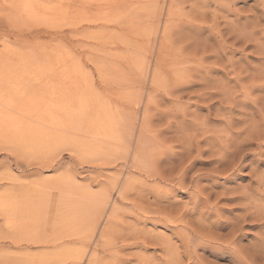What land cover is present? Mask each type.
<instances>
[{
    "label": "rangeland",
    "instance_id": "obj_1",
    "mask_svg": "<svg viewBox=\"0 0 264 264\" xmlns=\"http://www.w3.org/2000/svg\"><path fill=\"white\" fill-rule=\"evenodd\" d=\"M173 1L175 4H173ZM173 1L158 0L159 3L154 4L153 0H125L120 11L117 10L116 4L111 6L110 9L106 5V8H99L93 5L83 15L71 17L66 12L67 0H0V100L3 98L7 99L6 103H0V264H78L85 249L88 255L93 254L94 251H98L100 264H138L140 258L148 259V261L152 260L151 262L153 263L156 260L155 263L159 264L164 257L166 259L170 257L159 250L161 247L164 248L162 245L167 244L169 248L172 247V249L170 248L172 252L175 249L179 250L178 247L180 251L185 249V242L181 243V241L183 242L182 239L187 241L188 238H182V234L185 235L187 232L183 233L181 228L184 227L185 223L193 222V219L197 220L194 221L196 224L199 221L197 219L199 216L195 215L197 212L195 210H198L197 215H199L198 213L203 209L200 206H198L200 210L198 208L193 209L192 199L194 194L192 190L188 193L186 192V194L180 191L177 194L172 193V191L171 194L168 192L174 206L177 204L176 206L179 207L175 208L176 206H173L171 208L174 209L169 208V211L174 210V212H178L179 209L184 208L181 205L185 204L187 206L186 204L191 202L192 206L188 204L189 207L187 206L188 208L186 209H188L190 214L197 217L189 215L180 225L179 222L172 223L169 221L167 223L160 221L156 216L147 212L150 209V203L139 196L140 190L137 189L138 186L140 189L143 187V185L140 186L141 182L136 186L134 185V188L138 192L132 189L130 195L125 194L126 196H120L118 190L112 191L111 206H108L103 214L104 216L98 217V213L95 217L90 215V204L87 199L82 198L84 196L83 193L92 195L99 193L104 188L110 189L114 179L118 176L122 180L126 177V172L121 170L123 163L117 162L119 165L117 163L115 165L112 162L108 163L109 159L99 160L100 156L94 151L93 142L90 139L84 142L85 119L93 115L99 104H101V101L110 102L109 105L115 107L136 108L139 110L140 120L142 111L146 105L152 108L156 105H161L160 107L165 111L166 109L168 111L172 108H183V110L186 109V113L190 114L188 117L192 116L190 112L195 113L199 107L203 111H197L195 114L199 112L203 116V118L199 117L200 122H205L204 117H207L206 120H210L208 127L211 125L208 130L211 131L213 126L214 131H216L215 128L219 130L217 128L219 127L218 124L227 117L226 111L234 108L232 104L229 103L230 106L226 101L224 102L226 104L221 103V100L216 97H223L222 94L227 89L228 91L226 92H232L233 97H237L240 101L245 100L242 96L243 92L241 88L235 87L237 83H235L236 81L233 76H226L225 73H221L217 75L218 77L215 75L216 79L219 80H216L214 84L218 87L214 86V88H219L222 93L212 90V93L217 92L214 93L215 96L216 94L221 95L213 96V99L207 97L209 99L207 102L198 100L197 94L193 93L188 97H182L177 103H172L169 100L165 102L161 101L162 103L159 101L161 96L165 97V93L162 87L155 86L152 82L155 52L152 55L151 53L147 54L149 61L151 60L152 62L147 76L143 73L141 74V71L137 68L139 59H142L144 56L143 40L148 31V26L152 25L156 31L157 28L160 29L157 31L159 39L161 37L159 32L163 28L162 26H164L167 11L171 6L175 7H173L174 13L176 12L173 19L176 18L175 22L177 23L187 21L191 17L194 18L193 16H196L195 12L197 11V13L204 14L205 21L209 20L208 24H206L207 26L215 28L220 24V29L233 24L234 20L235 23L240 19V22H244L243 16H252L257 12V15H259L262 9L258 0H197L198 2L195 0H190L191 2L189 0H179L177 4L176 1L178 0ZM182 1H187L184 2L187 5L182 3ZM197 7H199L200 11V8L202 10L205 8L202 11L203 13L199 12ZM195 9L196 11H194ZM213 12L216 13L217 17L215 13L213 15ZM208 13L209 15L211 14V17ZM217 18L220 19L219 22L226 23V25L218 24ZM261 20L263 22V19ZM209 22L212 24L210 25ZM261 22V27L257 30L264 35V23ZM157 23H159V26L156 27ZM146 28L147 30H145ZM211 42V44H214L213 41ZM252 50L253 48L245 52L249 57L247 62L249 61L248 63L251 62L250 64H252L254 61L255 64L252 65L259 66L261 63L253 58L259 56H256V53L252 54ZM228 52L225 51L226 54ZM245 54L238 52L233 59H237V61L240 59L243 64L247 63L244 61ZM250 54L253 56L250 57ZM55 72L59 73V79H54L53 75ZM65 76H70L75 82L74 85H77L71 89H64L63 95L59 93V95H62L59 99L62 100L63 98L64 101L66 100L65 103L68 104L69 110H71L70 116L73 118L71 119L72 134L69 139L57 147L46 143L40 145L33 144L28 138L29 133H27L26 124L29 120H34V117H37L42 112L43 107H45L43 105L50 100L51 88L56 87L60 92H63ZM230 76L233 80L229 78ZM226 79L227 81H225ZM225 83H227L226 87L223 85ZM242 84H239V87ZM244 84L249 85L248 83ZM157 87L158 89H156ZM154 89H156L157 93L153 92ZM195 89L197 88L195 87ZM255 95L263 96L260 92H257ZM29 100L31 103H28L30 106H27ZM212 100L216 104H211ZM148 101L149 104H146ZM207 103L211 106V113L214 115H208L209 112L205 109L207 108ZM212 105L214 106L212 107ZM33 106L34 108H32ZM17 107L20 111L18 112L19 116L17 115L18 119L17 116L14 119L10 118V114H13L12 112L18 109ZM219 108L223 109L225 116L218 115L217 110ZM29 109H32L31 112L35 111L39 114L33 115L34 112L33 114H28ZM215 110L217 114L216 112L213 113ZM238 110L236 109L235 116L239 114ZM190 119L193 120L192 117ZM190 119L188 118L187 120L191 121ZM256 120H258V117ZM250 148L253 151L247 153L246 160L243 162V170L235 172L234 175L231 173L229 177L222 176L216 178L214 180L216 185L213 191L215 193L226 194L223 196L224 198L227 196L228 198L234 196L242 197L244 196L243 194L249 195V192L252 193L253 191L255 192L253 194L257 196L255 197L250 193L253 196V202L255 200V203L259 207H264V143L260 145L253 144ZM207 157L209 156H204L205 160ZM198 168H203L202 171L206 173L209 171L207 168H210V166L200 164L197 166ZM119 172L122 177L119 175ZM138 181L136 179L135 182ZM212 181L211 178L205 177L202 179L201 185L208 187ZM148 183L150 184L151 182ZM153 184L151 183V185ZM146 190H150V185L146 187ZM172 194L174 196H171ZM127 195L129 196V201L127 200ZM131 196L138 198L135 197L137 200L133 199L134 202L138 201L139 203L137 202V204H142L141 207L139 206V209H137V205L135 206L136 203L131 202ZM250 196L247 199L251 202ZM6 198L17 202L19 206L20 213H18L19 215L15 217V221L11 225H8L4 211L2 210V203L4 200H7ZM214 198L215 196L211 202H215ZM247 199L245 197L242 199L244 204L241 205L245 209H247L245 206ZM174 200L178 202H174ZM227 201L221 200L218 205L220 212L212 214L211 219L209 217L208 220L221 223L223 228L218 233L224 237V248L219 249L220 246L217 245H197V250L199 249L198 253L205 260L211 261V264L213 262L215 264H232L233 260L237 262L236 259H239V256L242 259L243 257L250 259V256L248 257L249 254L251 257L256 256V259L261 260L255 262L259 261L260 263L257 264H261L262 259L260 258L262 256L257 254L256 251L259 250L258 247L262 246V241L264 240V217L260 215L263 219L258 217L260 219L257 218L259 222L253 221L250 218L248 221H251H247L245 223L246 226L243 225L244 229L237 234V241L235 237L233 240H230L237 243H234L236 246H233V242L231 243L235 247L234 250L230 242H228L229 244L227 243L228 238L231 239L229 236L231 220L233 217H237L236 215L242 216L241 213H245V210L238 205L239 203ZM214 202H212L213 205L216 203ZM251 203H247L248 207L250 205L253 206ZM156 208L152 207L151 209ZM183 208L182 211L185 210ZM145 215H149L148 217L151 216L152 218H148ZM190 217H193L192 221ZM88 218H91V222H89L92 224L90 226L86 225L88 224ZM142 219L144 222H142ZM114 228L116 229L114 230ZM136 231H138L136 233L137 236L135 234L136 237H133L134 235L132 234ZM141 231L147 233L145 234L146 236L152 234L153 236L160 237L161 242L159 241V243L162 245L156 242L155 244H151L152 246L149 245L147 249H142L139 239L145 236H143L144 234ZM130 234L132 235V240L129 239ZM187 235L189 234L187 233ZM123 237H129V240L125 239L124 241ZM136 238H139V241L135 240ZM262 238L263 240H261ZM113 240H117L114 244H118V246L113 244L115 248L117 247L116 249L110 246L111 243L109 242ZM125 242L127 243L126 246ZM225 242L227 243L226 246L230 245V247H226ZM174 246L175 249L173 248ZM199 246H202L203 249ZM119 247L123 249L121 252H118ZM236 248H239L240 251H237ZM117 249L116 253L115 250ZM204 249L206 250L203 252ZM232 249L236 254L233 253ZM249 249L252 253L248 251ZM112 252L116 253L115 258H118L119 261L113 262L112 256L109 254L113 255ZM240 252L243 255L246 253L248 255L242 256ZM237 254L239 256L235 258ZM258 255L261 257L258 258ZM150 258L156 259L153 261ZM87 259H83L81 264H87ZM121 261L122 263H120Z\"/></svg>",
    "mask_w": 264,
    "mask_h": 264
},
{
    "label": "bare ground",
    "instance_id": "obj_2",
    "mask_svg": "<svg viewBox=\"0 0 264 264\" xmlns=\"http://www.w3.org/2000/svg\"><path fill=\"white\" fill-rule=\"evenodd\" d=\"M124 1L125 0H67L66 12L71 17L76 16V15L81 16L84 13H86V11L89 10L90 7H92L93 5L99 8L105 7L106 5L107 7H109L108 9H110V7L113 6L114 4H116L117 10L120 11L122 9V5ZM187 1H184V2H187ZM184 2L182 1V3ZM258 2L260 3V6L262 8L261 14L257 15L258 13L257 12L255 13V15H252V16H248V15L243 16L244 18V22L242 21L243 23L240 22L241 19L239 21H236V23L234 20V23L232 22L233 24L227 25L226 26L227 28L225 27L226 31H225V28L223 27H222L223 29L219 28L220 26L219 23H221L219 22L220 21V19H218L219 17L217 18L218 20H216L218 21V24H219L218 26L215 25L216 26V27L214 26L215 28L209 27V25L207 26L206 24H208L209 20H206L207 21L206 23L204 14L197 13L196 9L194 10L196 11L195 12L196 16H193L194 18L191 17L192 19L188 18V20L186 19L187 21L177 23L175 22L176 18L173 19L176 13V12L174 13L175 10L173 11L174 6L173 7L171 6L167 11L164 26H162L163 28L159 32L161 34V37L159 39L157 37L158 35L157 31H159L160 29L157 28V31H156L154 29L155 27H152V25L148 26L149 28H148L146 35L145 36L143 35L144 36V40H143L144 56L142 59H139L137 68H139V71H141V74L143 73L144 75L147 76L149 72V68L151 69V63H152L151 60L149 61L147 54L151 53L152 55L153 52H155V60H154L155 66L152 72L153 73L152 82L153 84H155V86L158 85L163 88L165 97L161 96L159 100L160 102L161 101L165 102L166 100H169L172 103L174 102L177 103L182 99V97H188L190 94L192 95V93L197 94L196 96L198 98L197 97L196 98L198 100L200 99L202 101L207 102L209 100L208 98H212L213 96H215L214 93H217L218 91H219L218 93H222L220 92L221 90L219 88H218L219 90L214 88L215 86L214 84L217 80L215 75L217 76L218 74L225 73L226 76L227 75L233 76V78L236 81L235 83H237L235 87H238L239 89L241 88L243 92V95L242 94L241 95L245 98V100L243 99L244 101L243 100L240 101L237 97H233L234 95H232V92L229 91L231 94L226 92L228 91L227 89L226 91L224 90L225 93L223 92L222 94L223 97L221 96L222 99L221 97L217 96L221 94H216L217 97L216 96L215 97L217 99L219 98V100H221L220 101L221 103H224L226 101L228 102V104L230 103L234 106L233 109L226 111L227 117H225L226 119L224 118L218 124L219 127L217 128H219V130L214 127L216 130L214 131L213 126H212L211 131L208 130L211 125L208 127L210 120L209 119L206 120L207 117H204L205 122L204 121H201L202 123L200 122L199 117L201 115L199 114V112L197 113L199 114L198 116H196L197 114H195L197 111L202 110L198 106H197L198 110L195 113L190 112L192 114V116L190 117H192L193 119L191 120L190 117H188L190 114L186 113L187 111L185 112L186 109L183 110V108L182 109L172 108V109H169L168 111L166 109L165 111L164 109L160 107L161 105L160 106L156 105L154 106V108H152L151 106L150 108L148 105H146L142 111L141 120H140L139 110H137L136 108L115 107L113 105H109L110 102L108 103L107 101L103 100L101 101V104H99L98 108L94 111L93 115H91L92 117L88 116L87 119H85L86 129L84 133L85 135L84 142L85 140L87 142L88 139H90V141L93 142L94 151L97 152V154L100 156V157L98 156L99 160L102 161V160L109 159L110 161H108V163L110 162L114 164L117 162H119L120 164L123 163V167L121 170L126 172V177L123 180L120 179V176H118L115 179L113 178L114 182L111 181L113 183L110 189L104 188L99 193L92 194V195L83 193L84 196H82V198L87 199L88 203L90 204V208H91L90 215L95 217L97 216L96 214L98 213V217L104 216L103 214L105 213L106 209L111 203L112 191H114L115 189H116L115 191L117 190L119 191L120 196H123V195L126 196L125 194L130 195L131 194L130 191L132 189L135 191L137 189L140 190L139 196L146 202L150 203V204L148 203L150 206V209L147 212L149 214H153L154 216H156L158 220L164 221L167 223H169V221L172 223L179 222V225H180V223L183 220H186L187 216L193 215V214H190L188 212V209L186 208L192 205L194 206L193 209L198 208V206L203 207V209H201L203 212L200 210V208H198L200 210V213H198L199 215H197L198 210H195L197 211L195 215L199 216L197 218L195 215H193L197 219H199V221L196 222V224L194 223V221H197V220L193 219V222L185 223L184 227L181 228V230H183V233L187 232L191 237L190 238L189 235H187V233H185V235L182 234V238L184 237L185 239L188 238L187 241L186 240L184 241V239H182L183 242L181 241V243L185 242V245H186L185 249L183 247L184 249L183 251L185 252L181 250L183 254L180 251V248L178 246L177 247L179 250H176L174 246L173 248L176 251L173 250L172 252V250H170V248L172 249V247L169 248L167 244L162 245L159 243V241L161 242L160 237L153 236L152 234H151L152 236L151 235L146 236L145 234L147 233L145 232L143 233L144 230L141 231V233H143L144 234L143 236L145 237H142L143 239L139 237L141 239L136 238L135 240H138V239L140 240L139 244L142 246L141 247L142 249H147L149 245L155 244L156 242H158L159 245L164 246V248L160 246L161 248L159 250L162 251L164 254L166 253L168 254V256H170L168 257V259H166L165 257L164 259L160 258L162 259L160 263L159 261H157L159 264H211L210 263L211 261L209 262V260H205L204 257L198 253L199 249L197 250V245H202V246L204 245L216 246L217 245V246H220L219 249L224 248L223 247L224 237L223 235L221 236L219 234L221 232L220 231L221 228H223L221 223L212 222L211 220H210L211 222L208 221L209 217L211 219L212 214L214 215L219 211L218 205L221 202V200L237 202L239 203L238 205H240L242 209L245 210V213H241L242 216L236 215L237 217H233L234 219L232 218L231 220V226H230L231 228L229 227L230 228L229 236L231 239L228 238V241H227V243L230 242L231 246H232L231 244L232 242L233 244L236 243L237 241L236 238H238L237 234H239V232H241L242 229H244L243 225H245V223L250 218L253 221L256 220L257 222H259L257 218L259 217L260 219H263L261 217H264V207H259L255 203L256 202L255 200L253 202V199H252L253 196L251 194L255 192L253 191L252 193L249 192V195L248 194L247 195L243 194L244 196L240 195L242 197H239V196L230 197L229 195L230 198H228V196L224 198L223 196L226 194L217 193V192L215 193L213 191V188L216 185L214 181L216 178H219L222 176L229 177L231 176L230 175L231 173H233L234 175L235 172H239L241 169L243 170V165H244L243 162L244 160H246L245 157L247 156V153L253 151L250 148L251 145L253 144L260 145L264 143V43H263L264 35L260 31L257 30L261 27V24H260V22L262 21L261 19H263V22L261 23H264V0H258ZM153 3L158 4L159 2L158 0H153ZM177 3H179V0L176 1V4ZM173 4H175V2ZM77 6L78 8H76ZM197 8L199 10V7ZM200 9L201 11L199 10V12H202L205 8H203V10L202 8ZM214 13L215 12H213V15ZM205 14H207V12H205ZM215 16H216V13H215ZM212 20L211 22L214 23L213 22L214 20L213 21ZM153 23H156V22H153ZM212 23H210V25ZM158 24L159 23H157L156 27L159 26ZM221 24L226 25V23L224 24L221 23ZM145 30H147V28ZM211 41H213L214 44H211L212 43ZM251 48H253L252 54L256 53V56H259L257 58L253 57L257 62L261 63L259 66H253L252 64H255L254 61L252 64H250L251 62L248 63L249 61L247 62L249 57L246 55L247 53L245 54V52H247L248 49L251 50ZM225 51H229L228 52L229 55L226 54L227 52L225 53ZM238 52H243L245 54L244 61H246L247 63L243 64L240 59H238V61L237 59L236 60L233 59L235 58L234 57L235 54ZM251 56L253 55L250 54V57ZM53 76H54V79L60 78L59 73L57 72H55ZM229 78L233 80L231 76ZM225 81H227V79ZM74 83L75 82L72 80L70 76H65V80L63 83V92L62 91L60 92L59 89L56 87H53V89L51 88L50 100L43 105L45 107H43L44 109L42 110L40 114L35 111H33L34 112L33 114V112H31L32 109L28 110V114H33V115H35L36 113L39 114L37 115V117H34V120L31 119L26 124L27 126L26 130H27V133H29L28 138L33 144L40 145V144L46 143L48 145L57 147L61 143L69 139V137L72 134L71 119L73 118L70 116L71 110H69L70 108L68 104L65 103L66 100L64 101L63 98L62 100H60L59 98H61V96L64 94V89H67V88L71 89L77 86V85H74ZM244 83H248L249 85H245ZM226 84L227 83L223 85H225L226 87ZM239 84H242V85H240L239 87ZM195 87L197 89H195ZM215 87L217 88L218 86H215ZM156 89H158V87ZM156 89H154L153 92H156L155 91ZM212 90L213 91L216 90L217 92L212 93L213 92ZM150 91L152 92V90ZM257 92H260L263 96L255 95ZM59 93H61L62 95H59ZM213 101L214 100L211 101V104H216V102H213ZM4 102L6 103L7 99L3 98L2 100H0V103L3 104ZM28 103L29 104L31 103L30 100L29 102H27V106H30ZM146 104H149V101ZM207 104H206L207 108L205 109H207V111L209 112L208 115L209 114L211 115L212 114L211 106H209V103ZM213 106L214 105H212V107ZM32 108H34V106ZM236 109H239L238 110L239 114L235 116ZM37 111L39 112L38 108H37ZM11 112H12V109H11ZM18 112H20L19 108L17 110H14L12 112L13 114H10L11 116L9 115L10 118L12 119L16 118V116L18 115ZM215 112L216 110L213 113ZM217 112H218V115L225 116V114H223L222 108H219ZM18 116H17V119H18ZM215 116L218 117L217 115ZM201 117L203 118V116ZM257 117H258V120H256ZM188 118L191 121H188L187 120ZM205 155L209 156L206 159L207 161L204 158ZM119 163L117 164L119 165ZM200 164L209 165L210 168H207L209 171L204 173V171H202L203 168L197 169V166ZM194 171L195 173H193ZM193 174L194 175L197 174L196 177L193 178L194 176ZM119 175H121L120 172H119ZM202 177L203 178L207 177L209 179L211 178L213 181L211 182V184L208 185V187L205 185L202 186L201 185L202 179H203ZM136 179L139 181L135 182ZM139 182H141L140 186L143 185V187H141L140 189L138 188L139 187L138 186L137 189H135L134 185L135 186L138 185ZM148 182H151L154 184L151 185V183L149 184ZM147 183L148 185H150V190H146V187L148 186L146 185ZM190 190H192L194 194L193 195L194 197L192 199L193 204L191 205L190 204L191 202L188 203L189 206L188 204H186L188 207L185 206V204L181 205V206H184L185 208L184 211H182L183 207L181 208L180 205L179 206L181 209L179 210L175 209V210H178V212L177 211L174 212V210L169 211V208L174 206V203L169 198L171 191L172 193L174 192L175 194H177L178 191L186 194V192L188 193L190 192ZM171 196H174V194H172ZM214 196H215L214 199L216 203L214 201L212 202H214L215 205H213V203L211 202ZM249 196L251 197L250 198L251 202H253L254 204L248 201L249 199L247 198H249ZM254 196L257 197L256 195ZM127 197H128L127 198L128 200L129 196L127 195ZM135 197L134 198L132 197L131 202H134L133 199H135ZM244 197L247 199L246 202L249 204L251 203L253 206L250 205L248 207L247 203L245 202L246 203L245 206L247 207V209H245L244 206L241 205V204H244V202L242 201ZM6 199L7 200H4L2 203V210L4 211V215L7 220L8 225H11L14 223L15 217H17L19 215L18 213H20L18 209L19 206L17 202L10 201L8 200V198ZM176 201L174 200V202ZM240 201H242L243 203L242 202L240 203ZM137 202L138 201H135L134 203H136L135 206L137 205L136 207L137 209H139L142 206V204L139 205L137 204ZM152 207H155V208L157 207L158 209L157 208L151 209ZM175 208H179V207L176 206ZM171 209H174V208H171ZM242 209H239V210H242ZM143 212H145V210H143ZM109 216L111 217V215ZM192 218L190 219L191 221H192ZM217 218H219V216H217ZM88 219H89L87 220L88 222L87 221L86 222L89 225L86 223L85 224L87 226H90L92 224L90 223L91 218H88ZM190 220H187V221H190ZM207 221L210 223H208ZM142 222H144L143 219H142ZM115 229L116 228H114V230ZM137 232L138 231L132 234L134 235L133 237L137 236L136 234ZM132 235L131 234L129 235L130 238L123 237L124 241L125 239H128V238L132 240L133 239L131 238ZM234 237L236 241L231 242L230 240H233ZM117 240H113L115 242L108 241L109 243L112 244V245L110 244V246H112V248L114 247V249L117 248V247L115 248V246H118V244L116 245L114 244L117 242ZM261 240H263V238ZM126 242H125V246L127 244ZM220 242H222L223 245ZM262 242L263 243L261 247L257 246L259 250L256 252L257 254H260L262 256L261 257L258 255V258L261 257L260 258L262 259L261 264H264V240ZM227 243L225 242V246L227 245ZM113 244L115 246H113ZM236 244H234L233 246H236ZM230 245L226 247H230ZM202 246H199V247L202 248ZM233 246L232 248L235 250V247ZM258 248H255V249H258ZM122 250L123 249L120 248L119 251L117 249L115 250V252L116 253L117 251L121 252ZM205 250L206 249H204L203 252ZM234 250H233V253L235 252ZM236 250L240 251L239 248L238 249L236 248ZM177 251L178 253L176 254ZM248 251H250V249ZM116 253H113V255L109 253L112 256L111 258L113 262L119 261L118 258H115ZM241 254L242 253L240 252V255ZM89 255L86 249L83 250L82 255L80 257L81 258L80 262L78 264H81V261H83V259L85 258L86 259L88 258L87 264H100V261L98 259V251H94L93 254H91L90 256ZM245 255H248V254L247 253L244 255L242 254V256H245ZM238 256L239 254H237L235 258ZM249 256H250V259L248 258L245 259L244 257L242 259L239 256V259L238 258L236 259L237 262L233 260V263L234 262L235 264H252L253 262L254 264L260 263L259 261L261 260L256 259V256L255 257L253 256L254 258L251 257L250 254L248 255V257ZM156 258L154 259L150 258V259H153L154 261ZM257 260L259 261L255 263ZM151 261L152 260L148 261V259L145 260L144 258H140L138 264H152L153 262ZM155 262L156 260L154 261L153 264H156ZM120 263H122V261ZM213 264L215 263L213 262Z\"/></svg>",
    "mask_w": 264,
    "mask_h": 264
}]
</instances>
